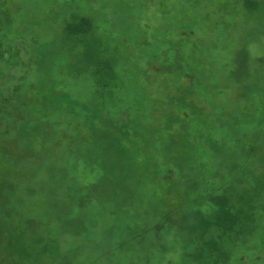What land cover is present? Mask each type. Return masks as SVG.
<instances>
[{"label":"rangeland","instance_id":"374dc122","mask_svg":"<svg viewBox=\"0 0 264 264\" xmlns=\"http://www.w3.org/2000/svg\"><path fill=\"white\" fill-rule=\"evenodd\" d=\"M0 264H264V0H0Z\"/></svg>","mask_w":264,"mask_h":264}]
</instances>
